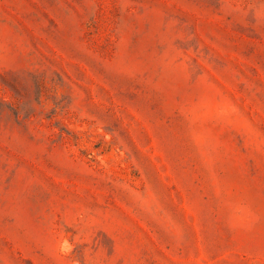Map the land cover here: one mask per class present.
Listing matches in <instances>:
<instances>
[{"label":"rangeland","instance_id":"374dc122","mask_svg":"<svg viewBox=\"0 0 264 264\" xmlns=\"http://www.w3.org/2000/svg\"><path fill=\"white\" fill-rule=\"evenodd\" d=\"M0 264H264V0H0Z\"/></svg>","mask_w":264,"mask_h":264}]
</instances>
